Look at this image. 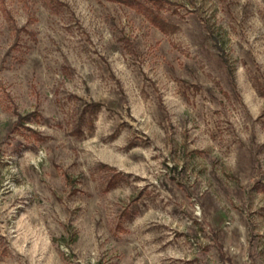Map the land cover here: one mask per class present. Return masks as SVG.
<instances>
[{
	"label": "rangeland",
	"instance_id": "rangeland-1",
	"mask_svg": "<svg viewBox=\"0 0 264 264\" xmlns=\"http://www.w3.org/2000/svg\"><path fill=\"white\" fill-rule=\"evenodd\" d=\"M0 0V264H264V0Z\"/></svg>",
	"mask_w": 264,
	"mask_h": 264
},
{
	"label": "trees",
	"instance_id": "trees-1",
	"mask_svg": "<svg viewBox=\"0 0 264 264\" xmlns=\"http://www.w3.org/2000/svg\"><path fill=\"white\" fill-rule=\"evenodd\" d=\"M117 1H121V2H124V3H127V4H133V0H117Z\"/></svg>",
	"mask_w": 264,
	"mask_h": 264
}]
</instances>
